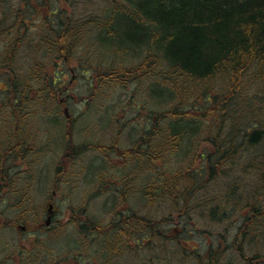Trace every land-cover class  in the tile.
Listing matches in <instances>:
<instances>
[{
	"label": "trees",
	"instance_id": "1",
	"mask_svg": "<svg viewBox=\"0 0 264 264\" xmlns=\"http://www.w3.org/2000/svg\"><path fill=\"white\" fill-rule=\"evenodd\" d=\"M131 58L136 63L126 65ZM78 73L90 74L89 99L148 82L153 106L142 103L140 133L121 154V119L112 145L76 144V122L59 107ZM0 82L8 169L20 161L27 173L41 159L51 140L47 123H66L58 186L69 161L87 151L103 157L98 194H120L125 206L106 221L89 210L91 199L68 214L79 231L73 243L99 235L96 264H225L229 250L239 264H262L264 0H0ZM128 165L111 181V171ZM10 174L4 193L17 215L4 225L20 220L35 234L49 232L54 215ZM133 193L138 209L128 204ZM39 253L37 242L20 246V264H82L88 256Z\"/></svg>",
	"mask_w": 264,
	"mask_h": 264
},
{
	"label": "rangeland",
	"instance_id": "2",
	"mask_svg": "<svg viewBox=\"0 0 264 264\" xmlns=\"http://www.w3.org/2000/svg\"><path fill=\"white\" fill-rule=\"evenodd\" d=\"M135 60V58L129 59L126 65L136 63ZM120 63L117 59L108 62L107 65L116 66ZM73 66L75 67L77 64H73ZM80 74H76L73 80L74 82L76 81L75 84L71 83L72 79L69 82L71 85L67 84L70 89L68 94L64 96L66 101L59 107L65 121L67 118H72L76 122L74 128L76 144L99 143L105 146L112 145L117 139L116 125L118 124V120L121 119L120 122L126 123L127 126L123 132L121 131V146L119 145V148L126 149L140 133L141 126L138 127V122L139 124L144 123L146 111L143 109L144 105L142 103L147 101L150 108L153 106L149 97V91H147L149 89L148 82L144 80L141 83L138 82L127 87L116 86L101 93L98 98L89 99L86 91L88 89V75L90 76V74L84 76L83 74L85 73ZM70 78H73V75H70ZM4 87V83L0 82V88ZM66 91L68 90L66 89ZM133 95L136 97L135 101L132 99ZM141 113L144 115H141L137 119L138 114ZM65 121L59 125L56 123L44 125V129L48 131L51 139L47 145L48 148L46 147L45 154L41 159L37 156V159L40 160L35 163L34 167L33 163L27 173H25V166L20 167V186L30 185L29 191L33 198V204L39 207L41 212L49 211L50 207H53L50 202L57 201L58 213L51 229L53 235H56L55 239H53L55 247H52L49 240L54 236L40 234L47 233L48 231L34 234L35 230L31 231V229H28V234L22 236L17 227H7L5 241L8 242V264H20V241L23 242L27 239H32L31 244L34 242L39 244V254L43 258H47L48 249L51 247L55 250L54 256L56 258H63L66 255L73 256L75 253L80 254L84 251L88 253V256L86 262L82 264H88V262H90L89 264H96L99 262L98 257L94 256L96 247L91 251H86L81 246L82 242L80 240H78V243H73L79 231L75 226L69 225L68 214L71 208L78 209L80 205L83 203L86 205L88 199H91L88 205L89 210L94 216L106 221L113 216L114 208L116 207L113 203L119 202L121 195L114 192L98 194V190L102 184H105V181L101 177H96L99 174L97 171H99L100 165L104 164V159L94 151H87L75 161H69L67 169L65 168L67 170L66 177L59 186L56 184V169L65 149ZM115 153L116 150L112 152V157L117 156ZM127 168H129V165L117 171H111L112 180L109 177L107 178V186L110 184V180L116 182L113 180L114 177L125 174ZM95 173H97L96 176ZM30 174L33 175L30 176ZM112 186L115 188L116 184ZM118 186L122 188L121 184ZM128 204L135 209L142 207V201L138 199L136 193L130 196ZM16 215L17 213L14 210L8 208V204L7 206L0 204V219L2 218L4 221H7L16 217ZM45 219L46 217H44ZM22 225L26 224L22 223ZM70 226L73 227L76 234H74ZM232 239L229 238L228 245ZM192 245H196V242L192 241ZM261 251V254L264 255V249ZM236 263L239 264L240 261L236 257V254L232 250H229L225 257V264Z\"/></svg>",
	"mask_w": 264,
	"mask_h": 264
},
{
	"label": "flooded vegetation",
	"instance_id": "3",
	"mask_svg": "<svg viewBox=\"0 0 264 264\" xmlns=\"http://www.w3.org/2000/svg\"><path fill=\"white\" fill-rule=\"evenodd\" d=\"M117 153L121 154V149L120 148L117 150ZM9 174L12 175V178L13 177L17 178L16 180H17V183L19 184L18 186H20V161H18L16 168L8 169V160H7L6 154L0 153V192H1L2 196H3V197H1L0 204L6 205V206L8 204V197L6 196V194L4 192L8 189ZM3 193H4V195H3ZM50 204L53 206L52 215H54V216L51 219V224L50 225H46L45 221L47 219H45L44 224L46 225L45 226V228H47L46 230H49V233H47V234L50 235L51 237L54 236L50 240H51L52 247H55V244H53V239H55L56 235H53V232H52L51 229L53 227V224H52L53 218L57 217L58 206H57V201L50 202ZM113 204L116 205V206H118L119 204H122L123 207H124L126 203L116 202V203H113ZM16 226H17V228L19 230H22V229H20V226H21L20 220L18 221ZM6 229H7V226L4 225V220L1 218L0 219V264H8V262H9V256H8V251H7L8 242L5 241L6 240V237H5ZM50 231H51V233H50ZM26 234H28L27 228H25L22 231H20V235L24 236ZM98 237H99V235H94V237L91 238V239H86L85 238V240H82L81 246L86 251H91L92 249H94L96 247L95 251L100 253V251L102 250V247L100 246V242H99L100 239ZM31 242H32V239L31 240L27 239V240H25L23 242L20 241V246H24L25 248L26 247L28 248L29 245L31 244ZM49 251L52 254L49 257L55 258L54 257L55 250L53 248L49 247ZM54 262H55V260H54ZM89 263L90 262H88V264ZM262 264H264L263 261H262Z\"/></svg>",
	"mask_w": 264,
	"mask_h": 264
},
{
	"label": "water",
	"instance_id": "4",
	"mask_svg": "<svg viewBox=\"0 0 264 264\" xmlns=\"http://www.w3.org/2000/svg\"><path fill=\"white\" fill-rule=\"evenodd\" d=\"M52 211H53V207H50V209H49V213L51 214ZM49 223H50V218H49L48 221H47V224H49Z\"/></svg>",
	"mask_w": 264,
	"mask_h": 264
}]
</instances>
